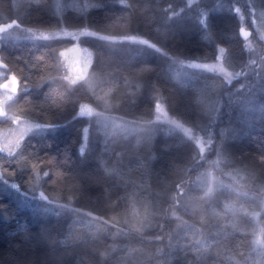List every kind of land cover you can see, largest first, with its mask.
<instances>
[{"label":"trees","instance_id":"obj_1","mask_svg":"<svg viewBox=\"0 0 264 264\" xmlns=\"http://www.w3.org/2000/svg\"><path fill=\"white\" fill-rule=\"evenodd\" d=\"M240 2L0 0V25L9 32L7 37L1 32L0 70L19 79L17 92L4 104L10 114L52 126L41 133L32 129L14 149L0 151V264H121L124 252L126 264H247L257 257L256 264H264V94L259 108L244 114L249 124L227 136L224 129L239 99L227 97L236 86L228 87L219 73L179 67L214 59L217 40L227 48L223 61L230 69H236L232 57L242 56L239 68L247 77L237 81L261 93L264 74H257V65L249 71L241 20L226 8ZM79 27L96 33L80 39L93 55L91 89L83 80H66L60 55L66 39L27 35L28 29ZM228 31L230 38L224 37ZM132 34L147 43L124 37ZM2 90L7 89L0 85ZM210 95L222 104L214 125ZM102 96L110 105L102 114L154 124L153 144L138 149L129 169L119 167L121 132L98 134V123L111 124H101L99 114L78 116L82 104L100 108ZM159 101L185 125L214 135L211 151L202 156L180 129L156 120ZM7 123L0 118L1 128ZM146 181L151 201L160 206L142 210L151 225L141 229L145 218L134 211L132 191ZM195 191L199 208L205 202L212 214L208 208L192 210L195 204L185 198ZM172 211L178 213L175 222ZM207 220L215 223L204 226ZM187 223L194 227L176 228ZM196 235L202 243L194 241ZM195 245L203 249L198 257L191 250Z\"/></svg>","mask_w":264,"mask_h":264},{"label":"rangeland","instance_id":"obj_2","mask_svg":"<svg viewBox=\"0 0 264 264\" xmlns=\"http://www.w3.org/2000/svg\"><path fill=\"white\" fill-rule=\"evenodd\" d=\"M193 1L194 0H190V2H193ZM240 3L241 4L235 3L233 5L234 7L232 6V4L228 5L229 7L226 6V8L234 9V12H237L239 19L241 20V28L243 29V33H244L243 34L244 36L242 37L244 40V48L245 50L250 51V57H249L250 62L248 64H251V66H250L249 71L254 72L253 68L251 67H254L257 65L256 66V68L258 69L257 74L259 75L264 74V65H263L264 64V61H263L264 54L261 55L263 57L259 59V56L264 49V47H262L260 44V42H262L264 46V0H241ZM6 29L8 28L5 27L3 31H0V39L2 38L1 32H5ZM248 29L250 30L248 31ZM8 33L9 32H7L6 34L5 32V37L9 35ZM92 34H96V33H94L93 30H90L88 28H80V27L74 28V29L61 28V29L52 30V31L51 30L47 31V30H38V29L37 30L28 29V32H27V35H29L28 37H33L37 39H60V38L66 39L68 44H66L63 48L60 49V55H61V59L64 65L63 70H65V78L66 80L71 81V82L73 80H75L76 82L83 80L89 89H91L89 86V83L92 82V79L94 78L93 74L91 75V69H90L91 64H92L91 57H93V55H92L91 49L88 46L82 44L80 42V39L82 36L92 35ZM237 36H238V33L236 37ZM124 37L129 38L131 40H137V41H142V42L147 41L146 38L141 35L132 34V35H126ZM224 37L230 38L229 31L228 33L224 35ZM215 42L216 44L213 43V45L215 44L214 49H213L214 50L213 52H215L214 59L207 60V61L190 60V61H187L186 64L179 63V67L185 68V69H191V70H200L202 72L204 71L205 73H209V74L219 73L220 75H222L224 80L227 82L228 87L230 85L236 86V89H235L236 91L234 90L232 91L235 93L229 94V96L227 97V98H230V96H233V97L236 96L239 98L236 104L233 106V112L231 113L232 116L230 117V121L227 122L228 125H226L224 129V134L229 136L231 135L232 133L231 130H233V128L238 127L237 129H240V125L242 127V125L249 124V123L248 124L246 123L248 122L247 121L248 119L245 121L246 118L244 114H251V113L253 114L254 110L259 108L258 99L259 97H261L262 94H264V89H263L264 88V78L262 79L261 93L256 95L255 92L249 91L247 88H245L246 86L243 82L237 81V79L239 78L240 80H242L241 77H245V78L247 77L246 75L247 72L239 68L241 65L239 64L238 60L242 59V56L238 54V56L234 55L232 57L233 59L232 61H234V64L236 63V69L235 70L230 69L229 67L225 65V62L223 61L224 55L227 54L226 46L223 44H220V42H218L217 40ZM148 43L150 44V42ZM235 47H236L235 45H232V48H235ZM193 65H201V67H193ZM8 74H9V77L10 75H12L11 72L6 73L5 71L0 70V85H1L2 80H4L5 78L7 79ZM78 77H82V79H78ZM181 77L182 76H180V79ZM6 79L5 81H7ZM235 79H236V82H234ZM18 83H19V79H18ZM237 91H240V92H237ZM14 95L15 93H12L11 91H7V90L5 91L2 90V92H0V109H2L4 113H6V116H0V118L1 119L4 118L8 121V123L5 124L4 127L2 128L0 127V151L2 150L11 151L12 149H14L17 143L25 136V134L30 132L29 129L32 128V126L37 123L33 120L31 121L30 119L20 117L16 114H10V112L8 111L4 103H6L7 101H10L8 99L9 96L13 97ZM94 95L96 96V94ZM104 97L103 96L101 97V99L104 100V101H101V107H100L101 109L97 108L96 106L93 107V105L91 104L85 103L81 105L80 110L81 108H83L85 111L90 110L92 113V115L90 116H95L96 114L97 115L99 114L101 116L99 117V122L101 124L102 123L111 124L110 127L106 126L109 128L107 129L104 126L102 128H99L100 125L98 123L97 126L95 127L97 128L95 131L98 134L101 132V133H106V134L108 133V135H110L112 134L113 130H119L121 132V138L119 139V143L121 144L122 148L119 151H121V155H123L124 159L121 160L123 164H121L119 167H122V169H126V168L129 169L128 165L132 163V161H128V160H130L131 157L133 156L136 157V154L139 151L138 149L145 148L149 146L150 144H153L152 140L155 138L154 124L145 123V124L136 125L135 123H132L130 121H125L123 119H117L111 115H107L108 113L107 108H109L110 105L106 106L108 104H105L106 99H104ZM208 98H209L207 99L208 109L210 110L213 106H216V108L212 112L213 120L211 119V122H212L211 124H213L219 121L218 120L219 115H220L219 113H220V108H222V104L218 103L217 99L216 100L214 99V102H213L214 96L212 95H210V97ZM156 107H157L156 115H155L156 120L158 119L160 121H163L169 124L171 127H174L178 130L180 129L185 134V137L189 139L191 138L195 142L202 156H204V154H206L207 151L209 150L211 151L210 147H211V142L214 139V135L212 134H207L206 136L202 135V133L199 130L194 129L191 126L185 125L179 119H176L174 116H172L168 112V110H166L165 106L163 105L161 101L157 103ZM104 109H105V112H107L106 114L101 113V111L103 112ZM205 112H208V111L205 110ZM17 118H18V122H17ZM152 122H154V118ZM211 130H214V127H212ZM85 141H87V134L85 136L84 143H86ZM131 146L133 147L130 148ZM206 173H209V172H206ZM206 177L207 175L202 176V178H205L206 180H208ZM202 178H199V181H202ZM12 183L10 182V185L14 186V183L13 184ZM212 186H213V183L211 184V182L209 181V183L207 184V188H209L207 192H208V195L213 196L212 193L214 189ZM150 189H151V185H149L148 182L146 181L145 184H143L140 187L135 186L134 190L132 191L136 198V200H132L133 201L132 206L134 207V211L137 214L142 213V215L145 218V222H144L145 224L141 226L142 227L141 229L143 228L147 229V226H149L148 224L151 225V221H150L151 216L146 211H142V210L143 209L148 210L150 213V211H153V209L156 206L157 207L160 206L159 205L160 201L155 202V203L151 201L153 194H151L152 191ZM171 199H173V197ZM185 200L189 204H195V206L192 209L193 211L202 212L204 208H208V204L205 202L202 203L201 205L202 208L201 207L199 208V206L196 203L198 200V192L196 191L194 195L192 196V198H188L187 196ZM183 210H187V209H183ZM206 210H208L207 212L208 215L214 212V209L211 206ZM170 215L172 217L171 220L175 222L176 215H178V213L175 211H172V214ZM214 223L215 221L213 220H207L204 222V226L213 225ZM137 224H141V225L143 224L142 217H140V219L137 221ZM156 226L158 227V223ZM184 227H194V225H192L191 223H187L185 225L184 224L176 225V228H184ZM194 241L196 243L198 242L202 243L198 235L195 236ZM125 245H127V247L129 248L131 247V244L126 243ZM191 250L195 252L194 254L195 257H198V255L200 254L202 255L203 253L202 251L203 249H197L196 245L192 246ZM123 254L125 255L126 253L125 252L120 253L119 263L126 264L128 258L123 256ZM259 260H260V257L253 258V259L250 258L247 264H256L259 262ZM130 264H137V262L135 261Z\"/></svg>","mask_w":264,"mask_h":264},{"label":"snow or ice","instance_id":"obj_3","mask_svg":"<svg viewBox=\"0 0 264 264\" xmlns=\"http://www.w3.org/2000/svg\"><path fill=\"white\" fill-rule=\"evenodd\" d=\"M3 30L4 29H0V31H3ZM144 43H147V41H144ZM221 51H223V50H221ZM193 67H201V65H193ZM85 71H86V69H85ZM78 79H82V77H78ZM12 81H13V83H15V81H16V78L14 76L12 77ZM72 83L75 84L76 81L73 80ZM2 87L7 89L8 88V84H4V85H2ZM10 91L12 93H15L16 92V88L13 87V88L10 89ZM8 99L11 100L12 97L9 96ZM85 115H89L90 116V115H92V113H91L90 110L85 111L83 108H81L80 112L78 113V116H85ZM0 116H6V113H4V111L2 109H0ZM17 122H18V118H17ZM51 127H52L51 125H43V124H40V123H36V124H34L32 126V128L29 129V131H31L32 129H35V133H41V132H44L46 130H49ZM84 133L87 134L88 133V129H84ZM84 151H85L84 147H81L80 148V153L83 154ZM47 175H48V173H45V176H47ZM157 239H160V237H157Z\"/></svg>","mask_w":264,"mask_h":264},{"label":"water","instance_id":"obj_4","mask_svg":"<svg viewBox=\"0 0 264 264\" xmlns=\"http://www.w3.org/2000/svg\"><path fill=\"white\" fill-rule=\"evenodd\" d=\"M0 29H1V26H0ZM244 32H245V31H244ZM1 48H2V42H1V39H0V49H1ZM0 65L4 66L5 63L2 62V61L0 60ZM13 76L16 78L15 83H13V81H12V77H13ZM4 84H8V88H7V90H10V89L13 88V87H15L16 90H17V89H18V77H17L16 75L12 74V75H10L9 80L3 82L2 85H4ZM2 85H1V86H2ZM2 88H4V87H2ZM4 89H6V88H4Z\"/></svg>","mask_w":264,"mask_h":264},{"label":"flooded vegetation","instance_id":"obj_5","mask_svg":"<svg viewBox=\"0 0 264 264\" xmlns=\"http://www.w3.org/2000/svg\"><path fill=\"white\" fill-rule=\"evenodd\" d=\"M1 26V25H0ZM1 29H2V27H1ZM1 42H2V40H1ZM2 66V65H1ZM8 78H9V74H8V76H7V79L6 80H8ZM5 79L1 82V85L3 84V82H5ZM8 91H10V90H8Z\"/></svg>","mask_w":264,"mask_h":264}]
</instances>
